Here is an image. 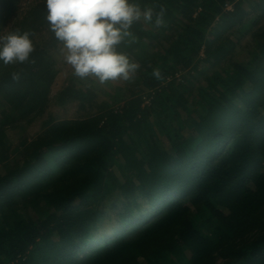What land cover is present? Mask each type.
Here are the masks:
<instances>
[{
    "label": "trees",
    "instance_id": "trees-1",
    "mask_svg": "<svg viewBox=\"0 0 264 264\" xmlns=\"http://www.w3.org/2000/svg\"><path fill=\"white\" fill-rule=\"evenodd\" d=\"M21 1L0 0V28L36 40L0 69V264H264V0H139L165 23L121 45L141 65L122 106L74 77L52 95L59 45ZM53 98L86 115L12 145Z\"/></svg>",
    "mask_w": 264,
    "mask_h": 264
},
{
    "label": "clouds",
    "instance_id": "clouds-1",
    "mask_svg": "<svg viewBox=\"0 0 264 264\" xmlns=\"http://www.w3.org/2000/svg\"><path fill=\"white\" fill-rule=\"evenodd\" d=\"M47 32L59 45L63 63L81 80L95 78L132 81L141 69L139 62L121 49L129 43L132 27L140 22L159 28L165 9L142 5L139 0H43ZM35 35L20 27L0 28V69L31 63ZM153 76L160 79L159 69ZM14 80L20 74L11 73Z\"/></svg>",
    "mask_w": 264,
    "mask_h": 264
},
{
    "label": "rangeland",
    "instance_id": "rangeland-1",
    "mask_svg": "<svg viewBox=\"0 0 264 264\" xmlns=\"http://www.w3.org/2000/svg\"><path fill=\"white\" fill-rule=\"evenodd\" d=\"M35 1H38V0H22L21 1V8L19 10L20 12H19L17 18H21L24 11L26 9H28V7ZM227 8L231 9L232 5L228 4ZM248 36H246L243 40H246L248 38ZM38 38H39V40H42V39L45 40L48 38V36H47L46 32H42V33H40ZM243 47H245V46H242L241 48H239V50H241ZM55 56L57 59L58 68L60 70H59V74H58L57 79H56V84L52 88V91H53L52 95L53 96H56L59 93V90L62 88V86L68 84V82L71 80V78L74 77L71 74L70 67H68L67 65H65L63 63L61 54L57 53ZM156 68H158V67H156ZM176 74H177V76H179L180 72H177ZM74 78H75V80L79 79L77 77H74ZM93 79H95V78H92L91 80H93ZM169 79H171V77H169ZM84 82L86 84H88V86H91V88H93V90L96 91V93L98 94V97H97L98 103H101L102 101H107V102L111 103L114 98L116 99L119 97L120 98L123 97L124 92L126 91V90H124L123 87L127 84V81H109V82L104 83V84H101L98 81L93 82V81H89V80H84ZM130 84H133V83H130ZM143 93H144L143 105L149 104V98H148L149 91L143 92ZM125 99L123 97V99H121L118 104L120 106H122L125 103ZM0 100L3 104H6L5 102H3L2 99H0ZM3 108H6V106L3 105L2 107H0L1 110ZM81 109L82 108L79 107L78 101H76V100L75 101H69L68 103L62 105L58 102L57 98H53L52 103L49 106L48 110L44 114L39 115L34 121H32L31 123H27V124H25L26 122H24L23 126L8 128L6 130L7 139L12 143V145L19 143L25 137H27L30 140L33 136H35L36 134H38L44 130L45 122L50 116H54L57 120L66 119V118L84 117L86 115V110H81ZM96 110H97V106H94L92 108H88L87 111L93 112ZM193 115H195V114H193ZM152 118L154 119L155 116H153ZM1 170H2V165H0V171ZM114 170L116 171V174L119 176L120 175L119 168L115 166ZM115 219H116V215H111L109 218H105L104 221L99 222L97 224V226L101 228L102 226L104 227V225H105V228L111 229L112 226H114L113 222ZM113 235H115V233Z\"/></svg>",
    "mask_w": 264,
    "mask_h": 264
}]
</instances>
